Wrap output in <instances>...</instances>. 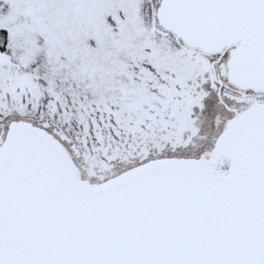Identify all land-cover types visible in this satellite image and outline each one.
<instances>
[{
  "label": "snow or ice",
  "instance_id": "obj_1",
  "mask_svg": "<svg viewBox=\"0 0 264 264\" xmlns=\"http://www.w3.org/2000/svg\"><path fill=\"white\" fill-rule=\"evenodd\" d=\"M0 264H264V0H0Z\"/></svg>",
  "mask_w": 264,
  "mask_h": 264
}]
</instances>
